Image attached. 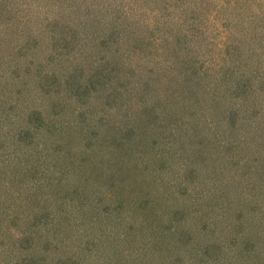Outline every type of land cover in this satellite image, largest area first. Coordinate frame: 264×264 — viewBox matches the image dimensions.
I'll return each mask as SVG.
<instances>
[{
    "label": "rangeland",
    "instance_id": "rangeland-1",
    "mask_svg": "<svg viewBox=\"0 0 264 264\" xmlns=\"http://www.w3.org/2000/svg\"><path fill=\"white\" fill-rule=\"evenodd\" d=\"M234 1L240 2V0ZM167 2L168 0H0V98L3 101L4 109L0 114V135L5 134L8 137V142H4V144L7 147L10 145V148L4 150L12 153L17 162H31L37 168L33 167L28 172L25 170L19 172L14 169V171H9L6 174L1 171L0 264H155L154 251L150 248L151 243H155V238L146 240L139 246H136L138 240H133L127 244L123 242V238L128 239L124 236L134 235V233L131 230L123 233L118 228L116 229L117 225H114L110 216L103 215L102 209L98 208L95 211L78 213L77 215L72 214L77 208L76 203L74 204L73 200L70 199L72 189L78 190L80 188L79 190H82V187L87 188L84 186H88L89 181H91L85 175V170L92 161L91 158L89 161L85 160L86 162L79 166L77 156L92 155L93 152L85 146H80L85 142H89L84 134L87 106L82 104L78 109L80 104L78 102L80 101L74 96L75 90L73 91L69 86L62 85L64 84L62 79L67 78L69 81L71 78L78 77L83 71L82 67L92 76L97 72L100 73L99 77L104 75L105 72L102 74L98 71L100 64L104 61L101 57H107L110 49L116 43H120L121 48L118 52L123 54L122 57L128 54L127 50L132 49L129 42L133 35L131 28L124 26L123 19L121 21V18L116 19L113 16H126L130 18L127 20L130 24L133 21L140 23L144 19L146 22L141 26L143 30L147 22H153L164 14L168 18L170 8L165 7ZM233 5L232 1L224 4L223 11L220 13L221 17L215 23L218 31L221 29L220 23L224 28H228L226 32L238 30L235 18L239 12L244 15L243 12L246 11L244 8L239 9L238 6H235L230 12ZM219 7L220 5H213L211 9L218 11ZM135 8H137V11ZM96 24L100 25V31L95 30ZM80 25H82L84 31L79 28ZM73 31L78 32L74 39ZM259 33L261 35L262 31ZM24 34L37 38L38 44L32 47L33 49H39L38 52L33 53V59L25 57L18 48L22 46ZM179 35L178 28L174 27L168 32L163 42L171 51L177 52V55L171 56L173 64L176 63L179 67H182L181 57H184L185 53L182 43L178 39ZM214 35H210V38L208 36L203 37L208 39L206 43L203 40L202 44L205 45H202L200 50L195 53L209 63H218L223 66L222 63L225 62L223 56L225 52L229 51L228 45L216 43V47L212 52L205 48L208 43L210 45L214 39H218L219 35ZM259 35L256 38L264 43V40H259ZM245 38H247L246 34L239 35L236 44H244ZM209 39L211 40L209 41ZM188 43V45L194 46L199 42L194 40ZM240 48L244 52L249 50L246 46ZM114 80H117V77L110 78L106 87L108 89H104V91H115L116 105L120 103L122 109L118 113L116 105H114L110 109L111 111H106L108 115L104 120H109V125L114 123L113 118L119 120V115L123 116V111L130 107L127 105L128 102L121 103L124 99L123 96L126 94V88H129L128 90H130L133 99H137L141 95L145 96L141 93L143 90H137L143 88V78H140V76L139 79L132 76L127 81L120 80L119 83L117 80L113 84ZM249 83H252L250 79ZM4 85L5 89L3 88ZM111 85L112 90L109 89ZM258 91L259 89H256V93ZM99 94L101 95L102 92ZM16 96L15 105L13 99ZM254 96L251 94L249 98ZM52 100H56V106L58 105V107L52 108L54 112H49V107H51L49 102H53ZM97 106L98 108L103 107L101 102ZM82 108L84 114L79 120V110H82ZM132 108L142 117L137 116L136 120L140 122L138 126L142 127V119L147 118V109L144 108L143 113V111L137 110L136 107ZM248 108H251L250 104ZM32 111L37 113L29 115ZM97 112L99 111L97 110ZM38 113L40 114L37 115ZM41 113L45 118L48 114L47 117L50 121L47 118L44 119ZM129 115L132 120L127 129L121 123L120 125L117 124L118 129L123 132L122 135H127L128 139L122 138V135L120 136V134L109 130V128L105 130L102 120L95 136L97 142L93 140L91 145L98 151H100V148L101 152H107L114 165L118 166L121 172L124 171L127 174L139 173L134 182L128 185L132 189H136L134 192H130L127 199L129 203L127 206H131L130 211L138 210L139 212V210L146 207L142 205L135 206L138 201L136 197L141 195L145 182L159 185L164 180L160 177L162 175L167 177V172L152 177L150 174L139 171L137 166L135 167L134 162L144 170L142 163H138L140 158H155V155L148 145L149 131L146 128H136L135 131L132 121L136 122V113H130ZM3 116L8 117L5 119ZM254 119H257V121L252 123H243L242 119L238 120L235 123L236 126L233 127H228L223 119L218 124L213 122L209 124L212 128L210 130L213 132L214 141L222 144L223 141L226 140L227 143L229 140L228 149L231 150L229 151L231 158H238H232L235 163H232L233 166H231L232 169L235 166L240 168L238 171L240 176L236 180V184L233 178L227 177L229 166L223 167L221 166L222 162L217 165L213 161L217 158L216 155L214 156L213 149L207 152L197 151L199 140L192 134L187 133L190 132L189 129H185L187 136L177 138L175 133H171L168 143H163L162 149L158 152L161 161L165 159L174 161L171 163V170H167L172 171L171 173L177 176L175 178V175L171 176L174 180L171 181L172 178L168 179L165 188H172L173 193L176 189V178H184V173L187 174L185 165L188 166V164H184L185 159L188 162L190 161L191 167L195 168L193 171H189L192 172L190 175H187L190 177L192 175L195 178L199 175L200 182L196 186L192 197L187 196L188 193L184 197L177 194L166 196L167 198L176 199L178 202L166 206H155L156 215L166 220L168 215L173 217L176 213L188 222H191V220L198 222L202 214L199 216L197 211L203 209L204 203L201 200L195 205L193 200L197 201L196 196L201 186L204 182H214L221 187L223 184H218L215 180H224L226 182L234 181L230 183L233 187L229 188L231 193L239 198L238 200L242 198L244 204L258 206L257 211L254 210L255 217H258L259 214L264 216V115H254L252 121ZM52 121H56L60 128L63 127L62 134L59 133L60 128L55 126L56 122L53 123ZM253 124H256V126L252 127ZM33 128H37L38 131L33 132ZM47 128L49 130L55 128V135L49 136ZM22 129L24 132H28V136L25 135L22 139L24 142L37 146V148L46 146L47 149L40 152L41 156L29 155L35 147L29 145L30 148H28L27 145L24 146V143H22L24 145L14 143L15 134ZM136 139L137 143L134 141ZM94 144H97V146ZM200 145L203 147V143ZM49 148L52 150L53 156L50 157H54L53 159L60 161L63 156L66 158L65 173H68L70 179L67 180L66 187L61 186L62 189L66 190L56 187L51 188L53 184L50 182L54 178H52L53 174H49L50 158L45 155L46 153L44 154L47 151L49 156ZM221 148L224 147L221 146ZM64 152H66V155H64ZM107 154L103 153L104 156L101 155L103 165L107 163ZM90 167L92 173V166ZM50 172L52 173V171ZM41 176L46 178L43 179ZM65 191H68L67 195H64ZM191 192L193 193V191ZM150 193L152 192L150 191ZM154 193L155 196L159 197L166 195L167 192L164 190L162 194L160 192ZM61 198L67 199L68 204L72 207L67 206L66 203L62 204ZM51 201L53 203L49 206ZM77 201L79 202L78 199H75V202ZM164 204L163 201L160 203V205ZM160 209L163 211H158ZM59 217L61 219L58 220ZM124 220H127V217ZM84 228L85 230H79ZM73 230L77 232L74 231L73 233ZM72 233L75 235L73 236ZM87 235H97V237L89 239ZM78 236L79 238L82 237L81 244L83 246H87L88 243L90 250L97 253L96 256L92 257V260L79 252L80 247L74 243ZM120 242L123 243L118 247L117 243ZM161 243L164 244V242ZM154 245L156 248L162 247L159 242ZM257 249V253H259L257 263L264 264V245L262 242H259ZM104 251L106 252L104 253Z\"/></svg>",
    "mask_w": 264,
    "mask_h": 264
},
{
    "label": "trees",
    "instance_id": "trees-1",
    "mask_svg": "<svg viewBox=\"0 0 264 264\" xmlns=\"http://www.w3.org/2000/svg\"><path fill=\"white\" fill-rule=\"evenodd\" d=\"M231 1L234 5L231 7L230 12L235 6H238L239 9L244 8L246 12H243L244 15L239 12L235 18L238 30L226 32L228 28H224L220 23L221 29L218 31L215 23L221 17L220 13L223 11L224 4ZM213 5H220L218 11L211 9ZM165 7L170 8L168 18L164 14L153 22H147L143 30L141 26L146 20L142 19L140 23L133 21L130 24L127 21L130 18L114 15L113 17L116 19L121 18V21L123 19L126 28H131L133 35L129 42L132 49L127 50L128 54L122 57L123 54L118 52L121 48L119 46L120 43H116L110 49L107 57H101L104 61L100 64L98 71L102 74L105 72L104 75L99 77L100 73L97 72L92 76L82 67L83 71L78 77L71 78L69 81L67 78L62 79L64 82L62 85L69 86L73 91L75 90L74 96L80 101L78 102L80 103L78 109L82 104L87 106V121L84 126V134L90 143L85 142L80 146H85V148L93 152L92 155L77 156L79 166L85 163V160L89 161L91 158L92 173L89 166L85 170L86 177L91 180L87 179L90 182L88 186H84L87 188L82 187L83 191L79 190V187H77L79 188L78 190L72 189L74 193L72 192L70 199L77 205L72 214L77 215L78 213L95 211L100 208L103 215L106 217L110 216L114 225H117L116 229L118 228L123 233L128 230L134 233V235H125L124 237L128 239L123 238V242L129 244L133 240H138V245L136 246H139L146 240L155 238V243L159 242L162 244V247L157 248L154 245L155 243L150 245V248L154 251L155 264H258L257 255L259 253H257V248L259 242L264 245V241H262L264 239V216L259 214L257 215L258 217H255L254 210L257 211L258 206L244 204L241 197L238 200L239 198L231 193L229 187H233L230 183L234 181L215 180L216 183L223 184L221 187L214 182L203 183L197 193V201L192 199L195 205L201 200L204 203L203 209L197 211L199 216L202 214L198 222L192 220L188 222V220L181 218L176 213L173 217L168 215L166 220H164L161 216L156 215L155 206H166L167 204L178 202L176 199L167 198L168 195L177 194L180 197H184L188 193L187 196L190 195L192 197L196 186L200 182L199 175L196 178L192 175L191 177L189 176L192 173L189 171H193L195 168L191 167L190 161L188 162L185 159L184 164H188L185 167L189 175L184 173V178H176V189L173 193L172 188H165L168 179L172 178L171 176L173 175H175L174 178L177 176L171 173L172 171L167 170H171V163L174 161L168 159L161 161L158 152L162 149L163 143H168L171 133H175L177 138L187 136L185 129H189L190 132L187 133L192 134L199 140L197 151L207 152L213 149L214 156L216 155L217 157L216 160H213L215 164L219 165L222 162L221 166H229L227 177L233 178L236 184V180L240 176L238 174L240 168L235 166L232 169L231 166H233L232 163H235L232 158H238H231L229 153L231 150L228 149L229 140L227 143L226 140L223 141L222 144L214 141L213 132H211L209 124L210 122L218 124L223 119L228 127H233L236 126L235 123L238 120L242 119L243 123H252L257 121V119L252 121L254 115H264V43H261L256 38L260 34L259 32L262 31V34L259 35V40H264V0H240V2L234 0H168ZM135 10L137 11V8ZM164 18L165 20H163ZM230 19L233 20L231 17ZM82 25L79 28L84 31ZM174 27H177L180 32L178 39L182 43L185 53V56L181 57L182 67H179L176 63L173 64L171 56L177 55V52L171 51L163 42L168 32ZM95 30L100 31V25H97ZM205 31L208 32L205 33ZM77 33V31H73V39ZM214 34L219 35L218 39H214L210 45L208 43L205 48L212 52L216 47V43L227 44L229 51L225 52L223 56L225 61L224 64L222 63L223 66L218 63H209L195 53L200 50L202 45H205L202 44L203 40L206 43L210 35ZM242 34H246L247 38H245L244 44L237 45L236 40ZM206 36L208 38H203ZM23 37L22 46L18 48L25 57L33 59V53L38 52L39 49H33L32 47L38 44L37 38L35 39V37L28 34H24ZM194 40L199 43L194 46L188 45V42ZM241 46L242 48L246 46L249 50L244 52L241 50ZM242 53L245 54L243 55ZM129 57L130 60L128 61ZM132 76H135L136 79H139V76L143 78V88H138L137 90H143L141 93L145 94V96L141 95L139 96L140 98L133 99L131 98L130 90H128L129 88H126V94L123 96L124 99L121 103L128 102L127 105L130 107L123 111V116L119 115V120L113 118L114 123L109 125L110 121H105L104 118L108 115L106 111L116 105V93L115 91L105 92L104 89H108L106 87L110 78L117 77L119 83L120 80L127 81ZM260 78L261 80L259 81ZM249 79L252 83H249ZM117 80H114L113 84ZM73 85L75 87H72ZM111 88L112 85L109 86L110 90H112ZM256 89H259L257 93ZM100 92H102L101 95L99 94ZM251 94L255 96L249 98ZM16 101L17 96L13 99V103ZM52 101L49 102L51 106L49 107V112H54L52 108L54 109L57 103L56 100ZM100 102L101 106H103L102 108L97 106ZM249 104L251 106L250 109L248 108ZM115 107L116 111L120 113L122 105L119 103ZM132 107H136L137 110H141L143 113L145 111L144 108L147 109V118L144 117L142 119V127L138 126L140 122L136 121L137 116H141ZM3 110V101L0 98V114ZM35 113L37 112L32 111L29 115ZM130 113H136V116L134 115L136 122L132 121L135 131L136 128H146L149 131L148 145L155 155V158H140L138 163H142L144 170L134 162L135 167L137 166L139 171L144 174H150L152 177L159 175V173L165 174L167 172V177L163 175L160 177L166 180L165 182L163 180L159 185L145 182L141 195L137 196L136 194L138 201L135 206H146L145 209L139 210V212L138 210L130 211L131 206H127L130 192H134L136 189H132L128 185L134 182L135 177L139 173L127 174V172H121L120 168L114 165L107 152H101L100 148V151H98L91 145L93 140L97 142L95 136L102 120L105 130L109 128V130H113L121 136L123 132L118 129L117 124L119 123L120 125L121 123L127 129L132 120ZM82 114H84L83 108L79 110V120L82 118ZM47 115L46 118L49 120ZM109 116L111 117V115ZM7 117L3 116L5 119ZM43 117L46 119L44 115ZM52 122L55 123L56 121ZM55 126L60 128L57 122ZM254 126L256 124L252 125V127ZM55 130V128H52V130L47 128L49 136L55 135ZM62 130L63 127L59 129V133L62 134ZM34 131H38V129L33 128ZM25 135L28 136V132H24L23 129L16 133L13 138L14 143H18V145L24 143L25 145H22H27L30 148V144L22 140ZM121 137L128 139L127 135L124 134ZM134 141L136 142L137 139ZM4 142H8V137L2 134V136L0 135V174L1 171L6 174L9 171H14V169L19 172L24 170L28 172L33 167L36 168L35 164L31 162H17L12 153L4 150L10 148V145L7 147ZM202 143L203 147L200 145ZM210 143L211 145L209 146ZM94 145L97 146V144ZM221 146L224 148H221ZM32 147H35V149L30 152L31 154L29 155L31 156H41L40 152L43 149H47L46 146H40V148H37V146ZM51 151L49 148V156L47 151L44 152L50 158L49 174H53L52 178H54L50 182L53 184L51 188L62 189L61 186L66 187L67 180L70 179L68 173H65V168L67 167L66 158L63 156L62 160L57 161L53 159L54 157H50L53 156ZM103 153L107 154V163L105 165H103L101 160ZM64 155H66V152H64ZM147 168L148 170H146ZM62 177L64 178L62 179ZM41 178L45 179L46 177L41 176ZM164 190L167 192L166 195L155 196L154 192L162 194ZM67 193L68 191H65L64 195H67ZM75 199H78L79 202H75ZM61 201L62 204L66 203L67 206H71L68 204L67 199L61 198ZM162 201L165 203L164 205H160ZM52 203L51 201L49 206ZM61 203L59 202V205ZM158 211L163 210L160 209ZM126 217L127 220H124ZM79 230H85V228ZM87 236L89 239L97 237V235ZM81 239L82 237L79 238L78 236L74 241L75 245L80 247L78 249L79 252L92 260V257L96 256L97 253H93L90 250L88 243L87 246H83ZM123 242L117 243L118 247ZM161 242H164V244Z\"/></svg>",
    "mask_w": 264,
    "mask_h": 264
}]
</instances>
